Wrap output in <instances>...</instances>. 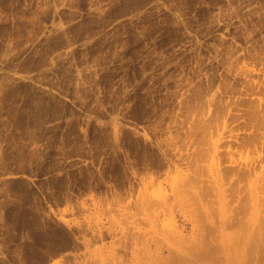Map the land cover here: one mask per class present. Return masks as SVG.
Masks as SVG:
<instances>
[{
	"label": "rangeland",
	"instance_id": "1",
	"mask_svg": "<svg viewBox=\"0 0 264 264\" xmlns=\"http://www.w3.org/2000/svg\"><path fill=\"white\" fill-rule=\"evenodd\" d=\"M251 182L264 251V0H0V264H137L191 229L147 196L216 245Z\"/></svg>",
	"mask_w": 264,
	"mask_h": 264
},
{
	"label": "bare ground",
	"instance_id": "2",
	"mask_svg": "<svg viewBox=\"0 0 264 264\" xmlns=\"http://www.w3.org/2000/svg\"><path fill=\"white\" fill-rule=\"evenodd\" d=\"M131 5H133V4H131ZM59 44H60V42H59ZM45 59H47V58H45ZM66 69H67V67H66ZM69 76H70V74H69ZM46 95H48V94H46ZM25 108H26V106H25ZM33 135H34V133H33ZM35 135H37V134L35 133ZM40 138H41V136H40ZM39 171H40V169H39ZM239 175H240V173L238 174V176ZM234 181H237V179H235ZM248 193H249L248 199H250L248 201H250V203H251V205H249L250 203H248V206L251 207V212L246 209L248 206L246 208L244 207L246 210L244 208H242L241 205H240V208L244 209L242 211H244L245 215L247 212H249L250 218L248 219L249 214H247V216H246L247 218H246L244 213L242 212V214L244 215L245 218L242 217L243 215L240 216V217H242L241 219H244L243 223L241 224V226H242V228L240 230L241 233L240 234L237 233L238 235H235L232 237L231 236H220L219 239L214 241V244H216V245H213V243H212L213 246L210 245V242L211 241L213 242L214 238L210 237V235H211V233L209 231L210 227L208 228V226H212L210 223V220L208 218L203 219L197 213H194V212H193V214L190 213L191 211L196 209V206H194V202L186 201V199H183V198H179V200H178V197L175 195H174L175 197L172 200H170L165 195L158 196L156 198H151L150 196H147L142 200V203L144 205H147V207L149 209H151V208L158 209L157 214H162V215L171 214V212L173 210L174 200H175L177 203V206L182 210L183 217H185L189 220V224L191 226L190 233H182L181 230H178L175 227H172V228H170V230L167 231V234H166L167 237L165 239L166 242L162 243V241H159L156 238H154V241H152L154 249H152L151 248L152 246L147 239H139L140 234H136V233L134 234L130 230H127L125 240L123 241L124 246L126 248L125 252L127 251V254L128 253L132 254L133 252L136 251V253H138L137 254L138 259L136 258L137 264H168V263L173 264L171 262H174V260H177V259H179L180 262L178 261L179 263L176 262V264H248L249 262L254 261V259H256V257L255 258L253 257L254 259L252 260V257H251L252 255L249 256L248 252H250L252 250L254 251V249H256L258 247V245H257L258 236L257 235L256 236L251 235V234H255V232L257 233V231L255 229L256 227H252V224L253 223H255V225L259 224V223L262 224V222H263V221H261V222L257 223L258 218H257L256 214H257V206L258 205L256 203L257 199L255 197V185L253 182L248 183ZM263 201H264V199H263ZM238 207H239V205H238ZM250 207H248V208H250ZM245 211H247V212H245ZM219 212H220V215L222 213V214H224V217H225L227 215L226 214V207L223 205L220 208ZM237 212H238V210H237ZM240 212H241V210H240ZM222 217H223V215H222ZM245 219H247V221ZM12 220H13V218H12ZM225 220H226L225 218L224 219L220 218L221 224L220 225L218 224V226H220V229H223L224 226L227 225ZM252 220H254L255 222L253 221V223H252ZM207 221L210 223V225H208V226H207V224H209V223H207ZM237 223L238 222L236 221L235 225H237L238 227H241ZM246 225H248L249 228L246 227ZM257 228H258L257 229L258 231L261 230L259 227H257ZM246 230L247 231L252 230V231H251V233L250 232L248 233ZM218 231L220 232V230H218ZM208 232L210 233V235L207 236ZM259 233H261V232H258L257 234H259ZM262 237H264V235ZM130 238H134V240H129ZM211 238H212V240H211ZM138 239H139V243L141 244V247H140V249L137 248L135 250V248H133V246L130 247V244L133 243L135 240H138ZM259 239H262V238L259 237ZM262 240H264V239H262ZM262 240H261V242H262ZM259 242H260V240L258 241V243ZM261 242L259 243V246L263 245V247H264V244H262ZM246 244H248V245H246ZM248 246H251L252 250L250 249V251H249ZM162 247H165L164 249H166L167 255L160 256V255L154 253L155 251H157L156 249L162 248ZM246 247H248V249H247L248 251L245 249ZM259 248H262V247H258V250L256 249L257 252H255L253 254H255V255L260 254L259 251H261V255H262V253H264V251H262L263 248H262V250ZM219 250L222 251L220 253L222 256L215 255V258H214L213 254H215V253H213V251L218 252ZM250 254H252V252ZM263 258L264 257L259 256V259H263ZM259 259H257V260H259ZM252 264H253V262H252ZM256 264H258V262Z\"/></svg>",
	"mask_w": 264,
	"mask_h": 264
}]
</instances>
